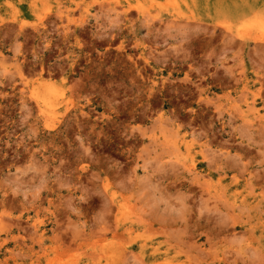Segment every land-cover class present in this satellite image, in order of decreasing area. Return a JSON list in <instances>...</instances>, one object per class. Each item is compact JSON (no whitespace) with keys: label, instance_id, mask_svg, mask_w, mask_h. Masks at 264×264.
<instances>
[{"label":"rangeland","instance_id":"374dc122","mask_svg":"<svg viewBox=\"0 0 264 264\" xmlns=\"http://www.w3.org/2000/svg\"><path fill=\"white\" fill-rule=\"evenodd\" d=\"M0 264H264V0H0Z\"/></svg>","mask_w":264,"mask_h":264}]
</instances>
